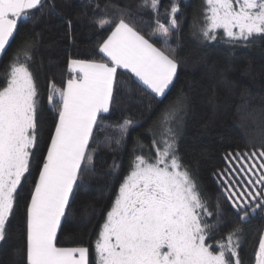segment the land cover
Instances as JSON below:
<instances>
[{"label":"snow or ice","instance_id":"1","mask_svg":"<svg viewBox=\"0 0 264 264\" xmlns=\"http://www.w3.org/2000/svg\"><path fill=\"white\" fill-rule=\"evenodd\" d=\"M161 4L162 0H137V10L152 13L151 38L129 22L138 11L119 8L111 0L103 8L95 4L104 15L93 22L100 31L111 28L102 42L97 40L102 58H69L63 86L49 81L47 102L53 120L46 131L40 120L41 92L31 70L35 37H23L6 65L0 87V242L7 238L18 188L26 174H31L37 146L43 145L25 210V264H89V249L57 246V231L71 210L84 174L95 170L100 144L93 148L92 142L97 131L106 133L105 147L114 154L111 169L118 175L115 153L123 151L137 127L129 118L116 126H100L102 114L109 113L116 100L118 71L131 73L150 97L161 101L174 86L181 60L170 41L174 35L179 38L182 20L178 19L177 0H169L163 13ZM204 5L202 17L194 18L191 26V34L201 42L219 39V30L224 42L234 46L264 41V0H204ZM110 7L116 8L118 20L108 14ZM37 12V19L58 14L54 0H0V54L15 38L18 23ZM67 23L71 31L72 21ZM187 105L181 89L162 110L159 136L153 132L154 157L150 149L143 154L145 146L136 138L130 171L120 182L94 244L96 264H242L241 227L209 243L225 221L219 204L215 213L210 210L179 153L177 141ZM224 160L225 168L213 175L233 213L241 223L248 222L264 213V142L252 151H230ZM245 182L250 187L237 186ZM254 264H264V231L259 235Z\"/></svg>","mask_w":264,"mask_h":264},{"label":"trees","instance_id":"2","mask_svg":"<svg viewBox=\"0 0 264 264\" xmlns=\"http://www.w3.org/2000/svg\"><path fill=\"white\" fill-rule=\"evenodd\" d=\"M54 3L58 14L37 19L40 15L37 12L31 19L21 20L15 38L5 53L0 54V87H3L6 65L13 59L22 38L26 35L35 37L31 70L41 92L43 110L40 120L45 131L53 120V112L47 102L49 81L63 86L69 75V58L100 60L102 54L98 53L97 40L102 42L111 31L110 27L100 31L93 22L104 15L95 9V4L99 3L103 8L108 0H93L92 6H89V0H54ZM111 3L119 8L138 11V15L126 19L134 23L143 35L151 38L155 24L150 11L137 10V0H111ZM168 4L169 0H162L161 13ZM177 4L180 8L178 19L182 20L181 31L179 38L173 36L170 45L176 50L181 66L174 86L161 101L150 97L131 73L123 69L118 71L116 100L112 110L102 114L100 126H116L129 118L137 127L127 137L123 151L115 153L116 162L120 165L118 175L111 169L114 154L105 147L106 133L97 131L92 142L93 148L100 144V151L95 157V170L84 174L71 210L66 218H62L58 228L57 246L87 247L89 264H96L94 244L120 182L130 171L136 138L139 137L145 146L143 154L150 149L154 157L155 149L151 148L153 132L159 136L161 112L181 89L188 98V105L177 141L179 153L201 186L210 210L215 213L217 204L223 210L225 223L209 243L214 244L225 233L239 226L243 229L239 241L242 264H254L259 235L264 229V213L241 223L213 173L225 168L226 153L252 151L264 142V41L257 39L247 47L243 44L234 46L224 42L226 38L219 30V39L201 42L191 34V26L194 18L202 17L204 0H177ZM44 11L49 12L47 4ZM107 11L114 20L119 19L116 8L110 7ZM68 20L72 21L71 31ZM153 42L160 46L158 41ZM150 129L153 131L150 132ZM42 153L43 145L40 144L32 160L31 174H26L22 186L18 188L14 214L7 225V238L0 242V264H25V210ZM136 154L141 153L137 151ZM214 219L215 216L209 218L210 222Z\"/></svg>","mask_w":264,"mask_h":264},{"label":"rangeland","instance_id":"3","mask_svg":"<svg viewBox=\"0 0 264 264\" xmlns=\"http://www.w3.org/2000/svg\"><path fill=\"white\" fill-rule=\"evenodd\" d=\"M221 31H222V30H221ZM237 186L239 187V185H237ZM245 186L250 187L249 185L246 184V182H245V184H244V187H245ZM263 231H264V229H263ZM214 244H215V243H214Z\"/></svg>","mask_w":264,"mask_h":264}]
</instances>
